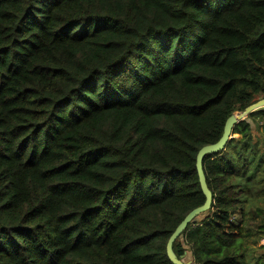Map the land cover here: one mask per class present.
Segmentation results:
<instances>
[{
    "label": "trees",
    "instance_id": "trees-1",
    "mask_svg": "<svg viewBox=\"0 0 264 264\" xmlns=\"http://www.w3.org/2000/svg\"><path fill=\"white\" fill-rule=\"evenodd\" d=\"M261 98L264 0H0V264H174ZM233 135L191 264H264V107Z\"/></svg>",
    "mask_w": 264,
    "mask_h": 264
},
{
    "label": "water",
    "instance_id": "water-1",
    "mask_svg": "<svg viewBox=\"0 0 264 264\" xmlns=\"http://www.w3.org/2000/svg\"><path fill=\"white\" fill-rule=\"evenodd\" d=\"M264 107V98H261L260 100L256 101L255 103L247 106L242 112H237L232 114L225 123L223 133L218 141L211 144H206L203 147H201L197 153L196 157V169L198 173L199 183L201 186V189L205 195V201L202 205L197 206L193 208L191 211H189L185 217L182 219V221L177 225L175 230L170 235L167 245H166V253L168 258L174 263V264H191V262L184 261L182 258H180L175 250H174V242L176 239L182 234V232L188 227L190 223L195 221L200 215H202L204 212L208 211L212 205H213V192L211 191L208 182L207 177L204 169V159L208 154L215 153L218 151L223 150L228 141L234 137L233 135V127L238 122L244 120L248 115H250L252 112H254L257 109H260Z\"/></svg>",
    "mask_w": 264,
    "mask_h": 264
},
{
    "label": "crops",
    "instance_id": "crops-1",
    "mask_svg": "<svg viewBox=\"0 0 264 264\" xmlns=\"http://www.w3.org/2000/svg\"><path fill=\"white\" fill-rule=\"evenodd\" d=\"M186 261H191V258H190V252H188V256L186 258Z\"/></svg>",
    "mask_w": 264,
    "mask_h": 264
},
{
    "label": "rangeland",
    "instance_id": "rangeland-1",
    "mask_svg": "<svg viewBox=\"0 0 264 264\" xmlns=\"http://www.w3.org/2000/svg\"><path fill=\"white\" fill-rule=\"evenodd\" d=\"M264 239L261 240V243L263 242ZM264 244V243H263Z\"/></svg>",
    "mask_w": 264,
    "mask_h": 264
},
{
    "label": "built area",
    "instance_id": "built-area-1",
    "mask_svg": "<svg viewBox=\"0 0 264 264\" xmlns=\"http://www.w3.org/2000/svg\"><path fill=\"white\" fill-rule=\"evenodd\" d=\"M263 243H264V240H263ZM195 264V263H194Z\"/></svg>",
    "mask_w": 264,
    "mask_h": 264
}]
</instances>
